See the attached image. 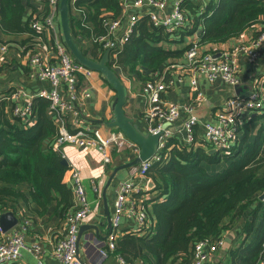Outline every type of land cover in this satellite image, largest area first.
<instances>
[{"label": "trees", "instance_id": "16d2710c", "mask_svg": "<svg viewBox=\"0 0 264 264\" xmlns=\"http://www.w3.org/2000/svg\"><path fill=\"white\" fill-rule=\"evenodd\" d=\"M27 5L29 0H0V31L14 36L28 34L21 43L32 44L36 36L47 40L44 32H34L29 27L25 19ZM73 5L81 10L80 19L69 13L75 41L78 34L91 39L103 34L104 19L121 14L120 0H74ZM181 6L190 20L187 26L168 31L144 15L115 50L114 57L110 50L108 65L119 67L127 77L145 81L184 55L190 44L172 45L185 34L196 33L199 45H216L247 30L255 36V24L264 29V0H208L204 6L182 0ZM31 44L25 49L37 51ZM105 50L95 42L82 49L94 60H99ZM79 81H83L82 76ZM5 105L6 101L0 103V214L11 211L19 221L25 217L30 224L47 214L65 221L74 200L71 186L63 181L68 166L61 163L62 153L52 147L58 126L48 110L49 101L33 97L31 123L7 116ZM167 146L168 158L153 161L146 171V177L155 185L150 191L154 197L143 203L150 221L148 232L122 230L112 253L125 264H189L197 240L219 238L234 228L237 215L254 205L249 210L250 217L237 232L234 230L241 236L240 242L227 249L226 257L230 264H259L264 258V199L258 198L264 191V133L228 151L210 152L204 141L196 147H186L173 137H169ZM220 162L226 164L219 170L207 168ZM258 214L260 220L255 224Z\"/></svg>", "mask_w": 264, "mask_h": 264}, {"label": "built area", "instance_id": "2783aa9c", "mask_svg": "<svg viewBox=\"0 0 264 264\" xmlns=\"http://www.w3.org/2000/svg\"><path fill=\"white\" fill-rule=\"evenodd\" d=\"M47 5L43 15H32L28 21L29 27L34 32H50L55 35L54 28L56 18L59 17L58 7L60 0H41ZM73 4L74 0H70ZM182 0L172 2L170 11L166 12L167 0H120L121 14L115 18L107 17L103 21L104 33L90 38L92 42L99 44L104 49L115 50L126 41L137 20L147 15L154 25H160L168 31H174L187 26L190 22L181 6ZM130 7V8H129ZM133 8L135 10H130ZM76 9V8H75ZM81 13L80 9H76ZM126 16L125 23L122 21ZM256 32L247 42H241L233 48H216L214 51H201L199 44L192 41L184 53L186 63L178 66L192 71L190 89L194 93L192 102L175 103L163 98V93L170 86L171 80L166 77L165 70L150 74L141 87V92L148 100L144 111L147 121V132L157 133L159 136L156 151L153 156L145 161L130 166L131 178L122 180L117 185L116 196L113 202V212L110 219V230L106 236V242L99 251L107 256L114 249L115 240L120 235L122 220L127 217L132 222L127 230H136L140 234L147 233L150 221L144 208L146 183V171L151 163L156 160L167 159L169 152L167 141L172 135V130L165 123L173 124L180 120L177 131L182 145L190 147L196 144L194 126L198 122L195 113L196 102L202 100L203 92L199 89L196 74H201L208 82L220 80L228 85L238 82L240 53L246 54L250 61H255L261 53L264 54V29L260 24L254 25ZM49 48L54 52V58H50L37 51L27 55V64L35 77L47 83L45 87H39L34 93H27L23 88L16 89L8 97L12 99V116L19 118L24 123H31V102L33 97L41 96L49 101L48 110L54 116L58 126V133L53 140L54 150L62 153L65 144L81 148L96 149L101 153L104 163L111 162L112 155L129 152L137 156L139 146L130 140L121 130L115 127H93L83 123L81 106L84 98L90 96V90L80 84L79 76L89 77L93 70L83 66L71 55L63 41L56 35L52 38ZM114 51V52H113ZM9 53V45L0 40V62H4ZM218 54V56H214ZM52 57V56H51ZM7 99V98H6ZM264 107V75L258 79L254 87L244 96L234 95L226 98L215 113L214 121H206L203 125V141L208 150L214 149L228 151L239 140V130L243 124L241 113L245 111L261 110ZM62 156L64 157L63 153ZM68 175L69 185L73 193L74 206L66 213L65 231L54 243L52 255L61 264H84L78 253V232L83 220L89 214L91 207L80 171L70 166ZM141 179V184L133 179ZM94 192L98 186L91 181ZM143 194V195H142ZM17 224L7 232L0 228V263H11L19 259L22 249L32 252L38 261L41 247L38 243L27 245L25 235L30 220L22 217ZM149 234V233H148ZM226 244L223 234L215 240L200 239L193 247V257L189 264H214L219 249ZM264 245V240H263ZM121 259V258H119ZM121 262L123 260L121 259ZM40 264V263H39ZM125 264V263H124ZM259 264H264V258Z\"/></svg>", "mask_w": 264, "mask_h": 264}, {"label": "crops", "instance_id": "0c3cea01", "mask_svg": "<svg viewBox=\"0 0 264 264\" xmlns=\"http://www.w3.org/2000/svg\"><path fill=\"white\" fill-rule=\"evenodd\" d=\"M173 1L175 0H167L166 12L170 11ZM193 1L200 3V6H204L208 2V0ZM45 7H47L46 3L41 0H29V5H27L25 9V19L29 21L32 15H43L47 9H45ZM130 10L135 12L133 8ZM69 13L74 19H80L81 17V13L75 9L71 1L69 3ZM123 17L124 20L122 22L125 23L126 16ZM74 23L75 22H73V24ZM54 32L56 37L63 41L59 17L56 18ZM252 34V30H247L238 37L230 38L224 43L216 45L204 44L199 45V47L203 52L214 51L216 48H233L241 42H247ZM55 35L45 31L44 37L46 36L47 40L42 36H36L34 39L32 38L33 43L31 44V41H25L24 43L20 42L21 39L27 38L29 36L28 34L14 36L4 34L0 31V40L9 45V53L6 60L0 62V103L6 101L5 114L10 118L12 116L11 110L13 101L11 98L8 99V97H10L9 95L11 93L18 88H23L27 93L32 94L37 91L39 87H45L47 85L46 82L38 80L29 68L27 64V55L29 54L30 48L26 50L25 46H29V44L35 45L39 52L47 55L50 58L49 60H52L54 58V52L50 50L49 42L50 39L52 41ZM177 39L179 38L177 37ZM192 41H197L196 33L183 35L182 40L175 42L172 46L182 47L186 44H191ZM76 43L81 49L89 48L92 45L90 37H84L81 34L77 35ZM179 63H186L184 55L181 58L174 59L173 63L168 64L162 69L163 71L165 70L164 73L166 77L171 80L170 86L162 96L168 102H192L194 97V93L190 89V79L191 76H193L192 71L187 67L181 69L178 66ZM137 68L139 70L142 69L141 66ZM115 70L118 72L120 80L124 85V113L133 119V123H135L140 130L146 132L147 121L144 117V111L147 108L148 100L141 92L144 81L136 76H125L117 66H114V71ZM262 75H264L263 53H261L255 61H250L246 54L240 53L237 74L238 82L235 85H228L220 80L208 82L201 74H196L197 84L199 89L203 92V98L195 104V113L198 117V122L194 126L196 138L195 147L200 145L201 141H203L204 132L202 124L206 121H214L215 113L218 107L222 105L223 101L229 96L246 95ZM80 84L90 90V96L83 99L81 106L83 123L93 127H101L102 130H105L107 127L105 124L95 122L94 120L101 117L109 120L112 117L111 106L115 91L104 82L103 77L96 71H93L89 77L83 78ZM240 117L245 123L243 127H240L238 143L246 145L247 143L253 142L259 133H264V107L261 110L245 111L241 113ZM179 123L180 120L176 121V123L166 125L172 130L171 137L176 138L177 141H179V134L177 131ZM61 150L68 166L63 175V181L67 184L69 183L68 169L70 166L76 167L82 176V182L91 207L89 214L80 225V237L78 240L79 257L84 264H124L121 262V259L112 252H109L107 256H103L99 249L104 247L106 236L110 230L109 223L113 212V202L116 196L117 185L120 181L131 178L130 166L118 169L111 180H109V177L116 167L129 162L135 156L129 152L113 153L111 162L104 163L101 153L96 149H87L65 144L62 146ZM225 164V162H220L212 166H207V168L211 171H215L224 167ZM133 180L141 184V179L135 178ZM91 181L97 184V192L93 191ZM143 191H146V193H144L146 198L150 199L154 197V192H147V189ZM253 208L254 205H251L240 215H237L233 224L234 228L224 232L226 244L223 248L219 249L214 264H230L226 257V251L231 247H236V242H240L241 238L239 234L237 235V233H234V230L237 232L242 227V224L250 217L249 210ZM259 220L260 216L258 214L255 219V224ZM131 224L132 222L130 219L125 217L122 220L120 234L123 232L122 230L131 226ZM64 231V221L60 222L58 217L54 214H47L35 218L31 221L26 232L25 241L28 246L32 243H38L40 245L41 252L39 259L41 262L38 261L37 257H35L30 250L22 249L21 255L17 261L0 264H61L52 255V247L63 235ZM251 234L252 232L250 235ZM246 239V241H249L250 237ZM221 250L222 252L220 253Z\"/></svg>", "mask_w": 264, "mask_h": 264}, {"label": "water", "instance_id": "95a60500", "mask_svg": "<svg viewBox=\"0 0 264 264\" xmlns=\"http://www.w3.org/2000/svg\"><path fill=\"white\" fill-rule=\"evenodd\" d=\"M59 23L62 33V38L64 44L67 46L71 55L76 61L81 63L83 66L98 72L113 88L115 91V96L112 101V117L106 120L104 117L95 119V122L103 123L108 127H115L121 130L130 140L135 142L139 146V152L137 156L131 159L129 162L116 167L109 180L113 177L115 172L122 168L137 164L141 161L150 159L156 151V146L158 143L159 136L162 134V130L157 133H149L140 130V128L133 123V119L124 113L123 105L125 102V90L124 85L120 78L117 76L113 68L108 65L109 49H106L99 60H94L83 54L82 49L78 46L74 40L69 25V3L68 0H60L58 7ZM214 56H218L215 54ZM168 123H165L162 128H164ZM213 152L214 149L209 150ZM61 163L67 165V161L64 157L61 159ZM154 182L151 178L147 180L146 189L148 192L152 191L154 188ZM259 199L264 198V191L258 195ZM18 222L17 217L11 211H5L0 214V228L2 232L9 231ZM111 226V223H109ZM80 237V228L78 232V238Z\"/></svg>", "mask_w": 264, "mask_h": 264}, {"label": "rangeland", "instance_id": "374dc122", "mask_svg": "<svg viewBox=\"0 0 264 264\" xmlns=\"http://www.w3.org/2000/svg\"><path fill=\"white\" fill-rule=\"evenodd\" d=\"M256 25H258V24H256ZM222 252V250L220 251V253Z\"/></svg>", "mask_w": 264, "mask_h": 264}]
</instances>
